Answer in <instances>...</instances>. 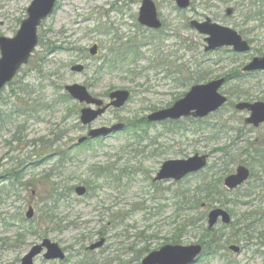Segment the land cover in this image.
Listing matches in <instances>:
<instances>
[{"label":"rangeland","instance_id":"1","mask_svg":"<svg viewBox=\"0 0 264 264\" xmlns=\"http://www.w3.org/2000/svg\"><path fill=\"white\" fill-rule=\"evenodd\" d=\"M32 1L0 0V37L16 36ZM152 1L163 23L161 30L139 24L143 0H58L54 14L39 27V46L30 63L15 79L14 87L5 88L0 101V188L9 189L7 171L17 170L24 164V176L16 181L12 195L4 199L6 203L0 213L5 223H12L16 217L13 225L0 223V264H20L45 238L66 250L68 264L82 263L83 256L97 264H142L149 253L166 245L197 244V232L175 243V229L171 224L175 209L171 205L172 194L167 189L171 187L172 191L176 187L172 182H165L157 185V191L151 185L161 166L167 161L186 160L199 154L210 156L204 173H209L210 169L221 172L225 160L224 153L218 149L222 148L236 159L230 175L239 165L247 164L248 156L242 154L247 146L264 144V125L248 126L245 123L248 113L235 109L240 101L264 102V73H260L241 80L257 99L239 101L237 82H226L221 94L231 104L199 123L183 120L176 126L127 129L105 140L77 145L92 128L131 124L155 111L167 109L193 86L205 85L235 72L242 73L255 57L264 56V25L252 22L247 26L240 11L227 17L226 9L234 6L225 5L224 0H191L187 10L178 9L175 0ZM208 18L238 32L246 31L244 38L255 40L251 51L235 54L231 48H223L205 53V36L189 24L191 21L203 23ZM95 44L99 46V57L91 59L86 52ZM50 46L62 47V50L50 51ZM130 46H138L141 57L136 60L129 53L122 66L114 70L102 69L104 60L111 56L110 50L125 52ZM166 61L169 66L163 64ZM74 64L88 68L82 74L73 73L70 68ZM198 64L201 69L196 68ZM202 70L203 75L210 74L209 78L192 82L191 75L200 79L199 71ZM183 71L177 76V72ZM21 83L29 85L31 91L42 90L47 101H59L60 94H55L52 85L64 94V88L74 84L86 85L93 96L105 103L110 102L109 96L115 91H129L131 98L124 108L110 109L87 127L80 121V111L86 105L75 100L54 106L53 110L43 111L36 117L18 114V101L12 96V87L17 91V84ZM18 132H22L21 141L15 140ZM58 136L62 139L56 141ZM138 137L142 139L141 147L148 148L149 152L154 150L157 155L132 158L130 150L136 148ZM48 141H52L50 147L46 145ZM61 154L65 155L61 157ZM118 158L136 167L138 173L126 178L121 185L99 182L96 190L88 195L79 197L76 194L77 186L88 188L85 181L95 183L89 173L91 167ZM47 174L50 175L48 180ZM201 176L190 177L182 183L193 186L199 183ZM54 187L68 198L60 200L57 206L49 202V196L56 190ZM246 187L230 193L227 198H217L210 210L234 208L239 217L244 211L257 207L259 202L254 200L264 192L253 195L254 202L250 205H246L250 200L245 198L242 200L246 206L233 207V201L241 203L238 194ZM70 188H73L72 193L67 194ZM164 205L166 208L158 213V208ZM30 207L34 209V218L27 221L25 215ZM51 209L54 210L50 215L54 224L44 222ZM19 218L27 224L22 226L17 221ZM263 226L264 223L255 237L264 230ZM19 229L27 230L24 241L16 237ZM102 238L106 240L102 248L86 251ZM229 245L227 243L216 256L204 255L196 264H264V255L255 252L259 249L257 246L243 249L237 255L228 249ZM236 245L242 247V244ZM261 251L264 252V248ZM36 264H45L42 256L36 259Z\"/></svg>","mask_w":264,"mask_h":264},{"label":"water","instance_id":"2","mask_svg":"<svg viewBox=\"0 0 264 264\" xmlns=\"http://www.w3.org/2000/svg\"><path fill=\"white\" fill-rule=\"evenodd\" d=\"M58 0H33L27 10L28 17L25 19L19 31L14 38L0 37V95L2 90L14 80L22 67L28 64L32 54L39 44L38 28L43 21L49 18L55 9ZM180 9H188L190 0H176ZM233 9L226 11L227 16L233 15ZM139 23L152 29H160L161 21L158 19V12L155 3L152 0H144L140 9ZM190 26L200 34L207 36L205 52L215 51L225 47H231L236 53H248L251 45L235 30L221 26L207 19L204 23L192 21ZM98 46L91 48L90 54L96 56ZM72 72L82 73L85 68L78 64L73 66ZM264 71V56L254 58L243 70V72H261ZM225 84V79L212 81L205 85H196L185 95L184 98L177 101L172 107L148 116L150 123H161L166 121H179L182 118L193 117L203 119L212 113L222 109L228 102V98L220 93ZM67 93L81 104L87 107L81 110V123L89 126L102 117L110 108L121 109L130 99L129 91H115L110 95V103L104 106V102L91 95L89 89L80 84L66 86ZM92 106L96 107L92 108ZM238 111H248L250 116L246 119L248 125L259 127L264 123V102L248 103L241 102L236 105ZM125 124L119 123L112 127H102L93 129L88 136L79 140L82 144L88 139L107 138L111 134L121 131ZM208 155H196L186 160H172L165 162L155 178V182L161 181H181L191 174L204 170L208 163ZM250 170L241 165L236 173L228 176L224 180V187L228 191H234L243 186L250 178ZM87 189L84 186L76 188V194L80 197L86 195ZM34 210L31 207L26 214L28 220L33 219ZM222 221L224 225L232 222L230 214L224 209H213L208 214V227L213 229ZM105 239L93 244L89 249L91 251L102 248ZM239 254L241 249L237 246L230 248ZM44 250L46 254L44 259L47 261L60 260L66 258L65 253L56 243L45 239L42 244L34 246L30 252L22 259L21 264H35V259L39 257ZM202 246H181L166 245L158 251L150 253L142 264H194L196 259L202 253Z\"/></svg>","mask_w":264,"mask_h":264},{"label":"trees","instance_id":"3","mask_svg":"<svg viewBox=\"0 0 264 264\" xmlns=\"http://www.w3.org/2000/svg\"><path fill=\"white\" fill-rule=\"evenodd\" d=\"M225 5H233L235 12H241L243 16L244 23L249 26L252 22H258L260 26L262 27L264 25V0H224ZM264 27V26H263ZM245 33L246 31L243 30ZM243 32H240L243 35ZM249 41L251 43H254L255 40L250 38ZM49 48L50 51H58L62 50V47H52ZM140 48L138 46H130L128 50L124 51H115L110 50L111 56H109L108 59L104 60V66L102 69H109L114 70L116 67H120L123 64L126 63V57L130 54H132L136 60L140 57ZM116 53L113 57L112 55ZM163 64L169 66V62H164ZM190 68H193L191 66ZM198 69H201L202 66L198 64L196 67ZM101 69V70H102ZM182 70L185 68H181ZM180 70V71H182ZM187 71V70H186ZM170 72V71H168ZM200 76H198L200 79H194L193 75H191V78L187 80V82L191 79L192 82L199 83L201 79L206 80L209 78L210 74L207 73L206 75H203L204 72L199 71ZM184 71L177 72V76L180 74H183ZM132 73H130L131 75ZM249 76V75H248ZM253 76V75H251ZM131 77H135L132 76ZM247 77V75H243L240 72H235L231 75L226 76V81L228 82H237V88H239L238 97L237 99L240 100H252L257 99L253 94L250 93L249 89L245 88V84L243 81H241L243 78ZM181 78V77H180ZM14 87V84H11ZM16 85V84H15ZM12 87V96L15 100L18 101V104H16L19 114L22 112L23 114H26L28 118L30 117H36L37 115L41 114V112L46 110H53L54 106L60 105V104H66L67 102L71 101V98L66 94H61L57 89L55 88V85H52V89L56 92L55 94H60L59 101H47L45 98L44 93L42 90L39 91H31L29 85H26L24 83H21L20 85L17 84V88L13 89ZM231 104V102L228 103V105ZM176 123H173V126H176ZM150 124L147 122V119L141 118L137 119L136 121H133L131 124H129V129H133L134 131L138 129L143 128H149ZM1 128V126H0ZM0 129V134H1ZM22 132H18L15 136V140L21 141ZM59 136L56 137V141H59ZM138 142H135L134 145H136V148H133L130 150V154L133 156L132 158L137 159L139 156L144 157L147 156V154H154L153 150L148 151V148L141 147V141L142 139L139 138ZM49 142V143H48ZM47 146L50 147L52 144V141H48ZM43 146V143H42ZM152 146V145H151ZM153 147V146H152ZM151 148V147H150ZM223 154V159L225 160L223 165L224 169L221 172L214 171L210 169L209 173H200L198 175H202L200 177L199 183L193 185V186H187L183 183H177L174 186L176 187L174 190L170 191V194H172L171 199V205L174 207V217L171 220V224L173 225L175 229L174 234V240L175 243H180L185 237L191 236L195 232L199 234V241L198 243L201 244L204 248V255L209 256H216L217 253L222 248H226V244H242L244 249H249L251 246H257L259 249L255 252L258 254H264L261 250L264 248V233L263 231L258 234V237H255V234L257 231L260 230L261 225L264 223V193L256 198V202H259L258 206L251 209L244 211L243 214L237 216V210L231 209L229 210V213L233 217V222L230 226H221L217 227L215 229H208L207 227V214L208 211L212 208V205L214 201L217 200L219 197H226L230 193H228L226 190L223 189L222 183L225 178L230 172L231 166L236 162L235 157H232L230 152L227 153L226 149H218ZM127 151V148H126ZM242 154L245 156H248L247 164L252 171V178L248 182L247 187L243 190V192H240L238 196L241 199V203H237L236 201H233L232 205L235 208L244 207L246 205H250L254 201H252V196L257 193L264 192V144H260L258 146L250 145L247 146L243 151ZM155 156V155H154ZM131 158V159H132ZM136 167H133L129 164V162L125 160H121L120 158L115 159L114 161H109L105 165H96L93 168L91 167L89 170V173L92 174V182L85 181V183L88 186V191H95V185H98L99 182H105L106 184H118L121 185L123 181L126 178H131L138 172L135 169ZM16 171V169L14 170ZM7 173H11L7 171ZM15 173V172H13ZM46 179H49V174ZM192 176V177H196ZM254 180L252 181V179ZM8 183L10 188L6 190V188H0V213L2 210V206L6 203L5 198L11 196L14 185L16 184V181H20L21 177L18 174L11 175L7 177ZM159 184H153L155 189L158 191ZM12 187V188H11ZM56 190L51 193L49 196L50 201L52 204H59L60 200L63 198H67V195H64L63 193H59V189L57 187H54ZM72 189H69V193H72ZM168 190H171L168 189ZM242 190V189H240ZM239 190V191H240ZM162 191V190H161ZM235 193V192H234ZM233 193V194H234ZM11 194V195H10ZM248 198L247 204H244V200ZM64 199V200H66ZM205 205V207H204ZM165 205L163 207L158 208V213L163 212L165 209ZM54 210L51 209L47 212V221L44 220L45 223L48 222V224H54L53 222V216L50 218L51 213H53ZM16 218V217H15ZM15 218L12 219V223L16 220ZM172 218V217H171ZM19 223L24 226L27 224V222L23 218L17 219ZM0 223L2 225L6 224L8 226L12 223H5V220L0 219ZM4 223V224H3ZM13 225V224H12ZM264 228V226H263ZM22 229H19L17 231V238H21V240H25V235ZM230 231L229 234L227 232ZM45 234L44 236H47ZM228 235V237H227ZM260 236V237H259ZM226 238L225 241H223V238ZM254 240H257L256 243H253ZM203 255V256H204ZM90 259V258H89ZM69 259H67L64 263H45V264H68ZM80 264H97L92 263L88 260V257L84 256V259L81 261Z\"/></svg>","mask_w":264,"mask_h":264}]
</instances>
